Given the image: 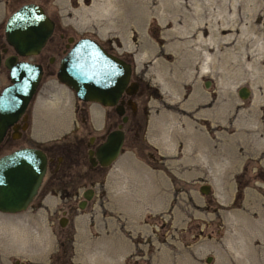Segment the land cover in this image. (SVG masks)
<instances>
[{
    "label": "rangeland",
    "instance_id": "rangeland-1",
    "mask_svg": "<svg viewBox=\"0 0 264 264\" xmlns=\"http://www.w3.org/2000/svg\"><path fill=\"white\" fill-rule=\"evenodd\" d=\"M39 1L130 55L138 119L122 123L105 168L87 175L81 158L53 180L47 170L26 209L0 212V264H264V0ZM73 101L45 74L28 131L0 153L96 133L65 132L79 119ZM87 107L82 122L99 128L103 108ZM185 122L193 132L173 137Z\"/></svg>",
    "mask_w": 264,
    "mask_h": 264
},
{
    "label": "water",
    "instance_id": "water-1",
    "mask_svg": "<svg viewBox=\"0 0 264 264\" xmlns=\"http://www.w3.org/2000/svg\"><path fill=\"white\" fill-rule=\"evenodd\" d=\"M52 25L43 8L32 2L19 5L4 22V40L14 53L3 60L8 68L9 82L0 90V139L6 125L18 117L35 93L42 73L39 63L16 60V54L27 56L37 53L49 36ZM55 76L71 88L78 99L102 105L115 104L122 92L131 94L137 88L136 82L127 84L128 65L87 36L78 38L64 52ZM237 94L246 97L248 89L241 85L237 88ZM127 103L131 109L135 108L132 100L128 99ZM115 110L121 114L122 105L116 103ZM121 142L120 128L107 133L94 151L102 165H108L116 158ZM46 160L44 151L36 146H20L0 155V211L16 212L27 207L40 184ZM198 190L207 193L209 185L202 183ZM91 194L92 188L84 189V199L78 202V207H82ZM58 222L63 224L64 217L59 218ZM209 259L208 255L205 261Z\"/></svg>",
    "mask_w": 264,
    "mask_h": 264
},
{
    "label": "flooded vegetation",
    "instance_id": "flooded-vegetation-1",
    "mask_svg": "<svg viewBox=\"0 0 264 264\" xmlns=\"http://www.w3.org/2000/svg\"><path fill=\"white\" fill-rule=\"evenodd\" d=\"M27 2H32L40 5L43 8L44 12L53 22L52 30L49 36L47 37L46 41L44 42V44L41 46V48L37 53L27 56H20L16 54V60H21V59L30 60L39 63L41 65L42 73L39 84L41 83V80L45 74H50V76L53 75L55 79H57L55 73L59 64L60 57L71 46V44L74 41H76L78 38L83 36H87L95 39L100 45H102V47L107 52L119 57L124 63H126L128 65L127 84L131 82L137 83V88L134 93L127 94L125 92H122L118 97L116 103L121 104L123 109L122 113L118 114L117 111L115 110L116 103L112 105H102L99 102L80 100L75 96L71 88L58 81V83L68 87L73 93L75 97V102L73 101L72 110L73 113L79 118L75 127L70 128L65 132H96V133L88 134L86 137L76 136L73 137L72 140H66L65 138L66 135H65L62 140H52L40 145V149L44 151L47 158L46 168L42 178L44 177L46 171L48 170L49 178L50 180H53V178H55L56 175L60 173H64L67 170L79 164L81 158H84L88 166L87 170L84 171V173L87 175L88 173L92 175L94 173L99 172L100 170H102L107 166V165H102L94 153L96 147L98 146L99 143H101L105 139L107 133L110 130L116 128H120L122 130V142L119 147V152H118L119 154L122 150V144L124 142V137H125V132L122 129V123L127 124L128 129H132L134 126H136L137 123L138 110H137L136 102L134 101L133 98L139 90L140 81L136 76V72L131 57L128 53L117 50L116 46L111 43L110 39H105L101 41L96 36L90 33H76L71 28L62 26L60 23H58L55 20V18L52 15L47 13L44 6L40 3L39 0H0V5L3 8H8V12L3 17H0V90L4 85H6L9 82L8 68L4 66L3 60L7 55H11L14 53L12 47L8 45L4 40V34H3L4 22L11 11H13L19 5ZM56 55L58 56L57 59H56ZM28 56H35V57L34 59H28ZM55 62H56V66H54ZM33 99L34 97H32L29 100L24 110L18 115V117L12 123L6 125L4 129V134L0 139V147H2L3 145L7 146L12 144L13 141L18 140L20 137H22L24 132L28 131L30 126V119L32 116L31 103ZM128 99L132 100L135 103L134 109H131L130 105L127 103ZM91 102L99 104L104 110L102 113L101 124L99 128H94L93 126H89L87 124L85 125L82 122V119L85 116L89 115L90 109L87 107V104ZM123 115L125 116L124 121H122ZM76 127H80V129H77ZM135 133L136 132H134L133 134ZM34 145L37 146L38 144H34ZM14 148L17 147H13L12 149ZM12 149H8L7 151L0 153V155ZM89 171L92 173H90ZM86 188H92V187L89 186ZM82 192H81V198L78 200V202L84 199L82 196ZM92 194H93V188H92ZM92 194L90 195V197L92 196ZM88 199H85L84 204ZM78 202H77V206H78Z\"/></svg>",
    "mask_w": 264,
    "mask_h": 264
},
{
    "label": "bare ground",
    "instance_id": "bare-ground-1",
    "mask_svg": "<svg viewBox=\"0 0 264 264\" xmlns=\"http://www.w3.org/2000/svg\"><path fill=\"white\" fill-rule=\"evenodd\" d=\"M117 0L113 3V6L115 5H117ZM105 7V6H104ZM119 7V6H118ZM122 8V7H121ZM108 9V8H107ZM119 10V9H118ZM167 11H170V10H167ZM173 12L172 13H170V12H166L165 13V15H170V16H174L175 14H177L178 15V13L176 12V10H172ZM167 13H169V14H167ZM118 16V15H117ZM185 124V125H184ZM181 123V126L183 125V127L184 128H181V130L180 131H176L177 133H175L173 130L171 131V132H174L175 134L173 135V137H179V136H181L182 134L184 135L185 134V132H187L186 133V135L188 136V135H190V133L191 132H193L190 128L192 127V126H190L189 128L187 127V126H189V125H191L190 123H189V125H188V123L187 122H185V123ZM193 128V127H192ZM240 129L242 130H244L245 128L243 127V126H240ZM245 132V131H244ZM186 135H184L183 137H187ZM171 137V136H170ZM172 137V138H173ZM195 147V146H194ZM226 172H227V170H226ZM221 190H225L226 189V187L224 186V185H221V188H220Z\"/></svg>",
    "mask_w": 264,
    "mask_h": 264
},
{
    "label": "trees",
    "instance_id": "trees-1",
    "mask_svg": "<svg viewBox=\"0 0 264 264\" xmlns=\"http://www.w3.org/2000/svg\"><path fill=\"white\" fill-rule=\"evenodd\" d=\"M151 91L155 94V88L152 87L151 88Z\"/></svg>",
    "mask_w": 264,
    "mask_h": 264
}]
</instances>
